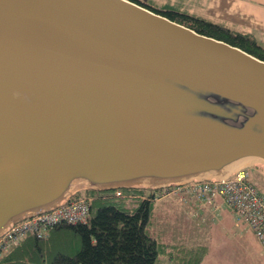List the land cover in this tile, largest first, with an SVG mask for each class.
<instances>
[{"label": "water", "instance_id": "1", "mask_svg": "<svg viewBox=\"0 0 264 264\" xmlns=\"http://www.w3.org/2000/svg\"><path fill=\"white\" fill-rule=\"evenodd\" d=\"M264 166V60L135 0H0V236L83 191Z\"/></svg>", "mask_w": 264, "mask_h": 264}, {"label": "trees", "instance_id": "2", "mask_svg": "<svg viewBox=\"0 0 264 264\" xmlns=\"http://www.w3.org/2000/svg\"><path fill=\"white\" fill-rule=\"evenodd\" d=\"M135 1L264 60V46L250 34L185 11L155 8ZM248 172L251 178L249 169ZM153 192L147 189L81 192L73 200L93 198L88 223L56 225L41 239L29 234L3 254L0 264H164L162 259L167 260V264H202L209 250L207 246L161 243L155 238V231L151 229L156 202ZM129 199L138 204L128 207Z\"/></svg>", "mask_w": 264, "mask_h": 264}, {"label": "built area", "instance_id": "3", "mask_svg": "<svg viewBox=\"0 0 264 264\" xmlns=\"http://www.w3.org/2000/svg\"><path fill=\"white\" fill-rule=\"evenodd\" d=\"M169 197H178L184 203L196 200L201 205H214L221 199L232 209L235 217L254 232L264 253V193L251 180L248 170L235 173L223 181H195L183 186L165 187L155 191L152 198L161 200ZM92 200L87 196L70 200L51 211L14 224L0 236V259L29 234L41 239L46 238L49 229L56 225L88 223Z\"/></svg>", "mask_w": 264, "mask_h": 264}, {"label": "rangeland", "instance_id": "4", "mask_svg": "<svg viewBox=\"0 0 264 264\" xmlns=\"http://www.w3.org/2000/svg\"><path fill=\"white\" fill-rule=\"evenodd\" d=\"M140 1L144 2V0ZM145 2L152 6V3L147 1ZM194 2L195 0H175L173 5H175L177 8L182 7L183 10L189 11L193 14H205L203 10H200V12L196 8V6H194ZM166 3L164 0H159L158 5L160 6H157L155 8H162V6ZM248 169L251 172L252 181L258 186L259 190H262L264 192V167L258 165ZM172 198L177 200V202L180 204L186 203L178 200V197ZM137 204L138 203L135 202L133 199H129L127 201L128 207H134ZM153 205L155 210H153L152 213V221L154 222V219L155 221L157 220L155 214H159L161 211L165 212L166 205L164 203H156ZM202 206L204 205H201L199 207ZM176 210L178 214L182 213V211H180L179 209L176 208ZM223 210L225 211L224 207ZM226 211V219H224V214L220 213V215H218L217 217H210L211 220L210 223L207 225L208 227L203 223L198 226V222L195 221L196 226L194 229L196 230V233H198V231L201 233V237L199 235H195L194 238L191 237L188 240L193 243L203 244L209 248V254L207 253L208 256L206 255L208 258L205 260L204 264H264L263 249L259 240L256 238L254 232L247 226V224L242 221H239L235 217V213L230 207L227 206ZM180 218V221L178 220V222H175V229H172L174 227L173 226L171 229L167 228L165 230L164 228L163 230H160V228L157 227V224L152 225V231H154L155 228V233H157L155 238L161 243L172 244L173 242L180 244L182 242L180 240L182 234L178 229L177 224H180V222H182V219H186L184 214ZM206 221H208V219H206ZM213 222L216 224H214ZM219 222H222V225H219ZM169 226L171 227L172 225ZM159 230L160 232H158ZM203 230L204 233H202ZM184 234L186 235V233ZM162 255L163 254H161L160 256ZM174 260H176V258ZM161 261H163L164 264H167V260L162 259Z\"/></svg>", "mask_w": 264, "mask_h": 264}, {"label": "crops", "instance_id": "5", "mask_svg": "<svg viewBox=\"0 0 264 264\" xmlns=\"http://www.w3.org/2000/svg\"><path fill=\"white\" fill-rule=\"evenodd\" d=\"M145 1L152 3V6L154 7L160 6L158 5L159 0H144V2ZM164 1L167 3L164 4L162 8L167 7L185 11L182 7L177 8L173 5L175 0ZM194 6H196L199 11L203 10L205 13L194 15L206 18L212 22L224 24L232 30L250 34L260 45L264 46V0H195ZM185 12L190 13L189 11ZM197 202L198 201L196 200H190L185 204H180L177 200L171 197L156 201L154 204L164 203L166 205V210L165 212L161 211L159 214H155L157 220L155 221L154 219V222L152 221L153 218L151 216L152 225L157 224V227H159L160 230H163L164 228L165 230L167 228L171 229L175 225V222H178V220L181 219L180 217L184 214L186 219H182V222L177 224L178 229L182 234L180 238L182 242L180 244L203 245L188 240L191 237L194 238L195 235L201 237V233L198 230V233H196V230L194 229L196 226L195 221L198 222V226L201 223L207 226L210 223V217L212 216L217 217L220 214H224V219H226L227 205L221 199H219L216 204L210 206L204 205L199 207L201 204ZM175 207L182 211V213L178 214ZM223 207L225 208V211L223 210ZM153 210H155L154 207ZM206 219H208V221H206ZM220 224L222 225V222H219V225ZM169 225L172 226L170 227ZM172 229H175V226ZM160 230L158 232H160ZM183 232L186 233V235ZM202 233H204V230ZM156 234L157 233H155V236ZM207 256L206 259L208 258ZM205 260L202 264L205 263Z\"/></svg>", "mask_w": 264, "mask_h": 264}]
</instances>
